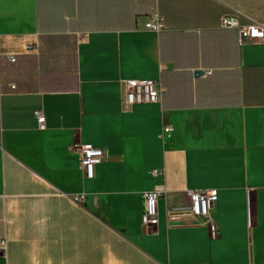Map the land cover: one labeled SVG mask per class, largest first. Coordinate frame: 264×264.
Wrapping results in <instances>:
<instances>
[{
	"label": "crops",
	"instance_id": "1",
	"mask_svg": "<svg viewBox=\"0 0 264 264\" xmlns=\"http://www.w3.org/2000/svg\"><path fill=\"white\" fill-rule=\"evenodd\" d=\"M232 10L264 23V0H0V264H264V44ZM126 80L161 103L124 110ZM187 191L216 192L214 238L181 225Z\"/></svg>",
	"mask_w": 264,
	"mask_h": 264
},
{
	"label": "built area",
	"instance_id": "2",
	"mask_svg": "<svg viewBox=\"0 0 264 264\" xmlns=\"http://www.w3.org/2000/svg\"><path fill=\"white\" fill-rule=\"evenodd\" d=\"M239 18L247 20L246 25H240ZM221 25L227 29H235L238 32L240 41H253L264 44V23L246 17L239 10H232L230 14L224 16ZM147 31L159 33L164 30L163 18L157 13H151L143 24ZM31 50V48H28ZM9 63H16V58L10 57ZM210 74L209 70H202L199 76L202 78ZM124 110H133L142 104H160L164 90L159 81L155 80H126L123 82ZM34 117L39 131L46 128V119L41 111L34 112ZM173 128L170 125L162 127V137L171 136ZM79 158V170L87 180L94 178L95 167L104 158L103 150L89 145H79L75 149ZM156 172H154V175ZM189 205L187 209L180 213L181 225L188 227L205 226L208 228L211 237L217 234V228L212 220V205L217 201L215 191L193 192L187 191ZM85 199L84 194L74 195L72 200L79 204ZM159 194L156 191L148 192L143 196V208L141 213V225L144 229H150L157 224V202ZM6 264V263H4Z\"/></svg>",
	"mask_w": 264,
	"mask_h": 264
}]
</instances>
